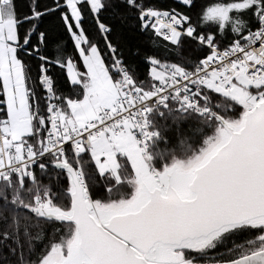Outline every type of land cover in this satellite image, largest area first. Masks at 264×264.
<instances>
[{
  "label": "snow or ice",
  "instance_id": "6c2138e0",
  "mask_svg": "<svg viewBox=\"0 0 264 264\" xmlns=\"http://www.w3.org/2000/svg\"><path fill=\"white\" fill-rule=\"evenodd\" d=\"M0 264H264V0H0Z\"/></svg>",
  "mask_w": 264,
  "mask_h": 264
},
{
  "label": "trees",
  "instance_id": "16d2710c",
  "mask_svg": "<svg viewBox=\"0 0 264 264\" xmlns=\"http://www.w3.org/2000/svg\"><path fill=\"white\" fill-rule=\"evenodd\" d=\"M42 2L47 3L48 0H42ZM199 3L205 4L209 2V0H198ZM29 0H18V4L20 6L21 11H27V5ZM161 6L167 7L169 5L175 7L176 0H159ZM116 24L119 26V21H116ZM120 38L126 44L128 49H135L139 47L143 52L152 53L154 51L158 52L160 50L153 49L150 45V42L147 37L143 36L140 33H137L127 27H122L120 31ZM96 39L99 40V36H96ZM69 52L71 51V45L68 48ZM131 59L136 63L137 71L141 75V78H144L148 71V65L144 63L142 57H131ZM175 59V57H173ZM56 78L60 80L61 84H63L64 80V71L61 69H56Z\"/></svg>",
  "mask_w": 264,
  "mask_h": 264
}]
</instances>
